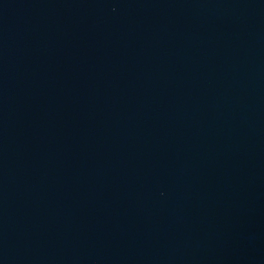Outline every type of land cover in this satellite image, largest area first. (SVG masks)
I'll use <instances>...</instances> for the list:
<instances>
[{
	"label": "water",
	"instance_id": "water-1",
	"mask_svg": "<svg viewBox=\"0 0 264 264\" xmlns=\"http://www.w3.org/2000/svg\"><path fill=\"white\" fill-rule=\"evenodd\" d=\"M0 264H264V0H0Z\"/></svg>",
	"mask_w": 264,
	"mask_h": 264
}]
</instances>
